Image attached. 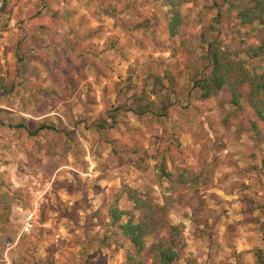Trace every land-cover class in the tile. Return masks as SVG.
Masks as SVG:
<instances>
[{
	"label": "rangeland",
	"instance_id": "374dc122",
	"mask_svg": "<svg viewBox=\"0 0 264 264\" xmlns=\"http://www.w3.org/2000/svg\"><path fill=\"white\" fill-rule=\"evenodd\" d=\"M7 1L0 264H130L137 250L123 244L112 208L135 222L145 210L126 188L165 210L145 264L168 239L178 264L264 258V122L227 87L208 99L194 88L211 70L208 40L264 70V53L247 52L264 47V24H242L223 0H183L175 36L166 0ZM42 123L54 129L38 131Z\"/></svg>",
	"mask_w": 264,
	"mask_h": 264
},
{
	"label": "trees",
	"instance_id": "16d2710c",
	"mask_svg": "<svg viewBox=\"0 0 264 264\" xmlns=\"http://www.w3.org/2000/svg\"><path fill=\"white\" fill-rule=\"evenodd\" d=\"M165 7H170L173 13L168 20V29L171 36H175L178 32V28L181 24V13L179 7L183 0H166ZM225 3L232 4V6L238 9V18L240 22L245 25H252L255 22L258 24H264V0H251L249 3L247 0H223ZM8 1L5 0L4 8L6 9ZM207 42V62L211 70L208 75H202L194 82V88H197V96L201 99H208L211 95L217 94L225 87L230 91L231 101L239 105L240 100L245 96L248 104L253 109L254 113L264 122V70L261 72L253 71L251 66L241 58H238V53L220 47L217 42L208 40ZM250 57H259L264 53V47L262 45H253L247 50ZM237 58V59H236ZM120 108H127L121 107ZM134 110V109H128ZM138 115H144L147 112H153L151 107H139L135 111ZM164 107V114H166ZM23 127L22 124H18L17 128ZM54 129L48 124L42 123L39 130ZM38 131H31L33 135ZM161 174L165 176H171L170 171L162 168ZM128 192L129 200L133 202V207L136 210H145L144 217L139 222L134 221V212L121 211L115 205L112 208V224L118 225L119 235L125 242H128L137 250L135 255H130V264H145L143 258H141L142 252H144L147 246V238L157 232L159 226L156 225L158 221L157 215L161 212L164 216L163 208L161 205L152 202L147 197H140L137 192L131 189H125L124 192ZM134 209V210H135ZM165 211V210H164ZM130 215L128 220L122 222V219ZM5 220L8 217V213L5 212L3 216ZM3 218L0 217V223ZM163 221V219H159ZM0 227V229H2ZM174 229V227H172ZM176 232H173L171 236H174ZM174 240V239H173ZM172 239L165 241L154 242L151 246V252L153 254V264H178L179 253L175 248V242ZM257 264H264V258L258 254Z\"/></svg>",
	"mask_w": 264,
	"mask_h": 264
}]
</instances>
